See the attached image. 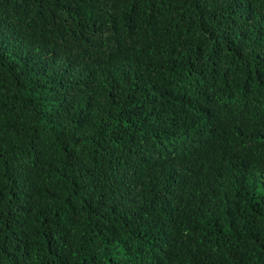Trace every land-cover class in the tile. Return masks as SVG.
<instances>
[{
    "label": "trees",
    "instance_id": "16d2710c",
    "mask_svg": "<svg viewBox=\"0 0 264 264\" xmlns=\"http://www.w3.org/2000/svg\"><path fill=\"white\" fill-rule=\"evenodd\" d=\"M0 264H264V0H0Z\"/></svg>",
    "mask_w": 264,
    "mask_h": 264
}]
</instances>
